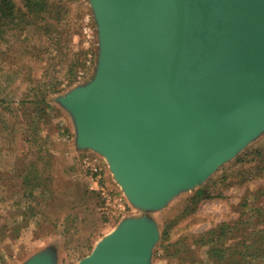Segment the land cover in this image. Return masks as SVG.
Returning a JSON list of instances; mask_svg holds the SVG:
<instances>
[{"label":"water","instance_id":"water-1","mask_svg":"<svg viewBox=\"0 0 264 264\" xmlns=\"http://www.w3.org/2000/svg\"><path fill=\"white\" fill-rule=\"evenodd\" d=\"M90 2L97 73L60 103L78 149L108 161L131 204L162 209L264 133V0ZM159 238L153 222L127 220L79 264H150Z\"/></svg>","mask_w":264,"mask_h":264},{"label":"rangeland","instance_id":"rangeland-1","mask_svg":"<svg viewBox=\"0 0 264 264\" xmlns=\"http://www.w3.org/2000/svg\"><path fill=\"white\" fill-rule=\"evenodd\" d=\"M11 1L23 17L11 29L0 30V67L4 62L6 70L18 72L16 82L7 86L9 101L5 99L3 108L8 115L0 118V177L11 176L23 153L28 161L37 159V147L26 143L37 136L44 151L39 165L47 153L52 155L56 182L50 205L39 202L42 190L21 191L19 181L10 176L13 187H0V227L8 228L0 234V264H27L46 251L54 254L55 264H79L122 222L141 219L153 222L160 236L150 264H218L210 245H201L209 232L241 219L250 221L244 234L264 229L258 221V210L264 208V162L261 171L253 157L243 166L235 164L264 149V133L203 184L179 193L164 208L134 206L108 161L93 150L78 149L75 119L60 103L89 85L97 73L100 32L90 0ZM40 92H48L46 104L35 105ZM20 101L25 103L18 105ZM246 172L248 181H242ZM202 189L221 197L202 202L183 218L190 198Z\"/></svg>","mask_w":264,"mask_h":264},{"label":"trees","instance_id":"trees-1","mask_svg":"<svg viewBox=\"0 0 264 264\" xmlns=\"http://www.w3.org/2000/svg\"><path fill=\"white\" fill-rule=\"evenodd\" d=\"M59 3L61 0H58ZM11 0H0V30L1 32H5L7 29H11L10 27L16 26L14 22L22 21L23 15H20L19 10H14V6L11 3ZM19 25V23H17ZM0 67V74L4 77V85L0 86V118L3 115H8L7 109L3 108L5 99L8 100L6 92L10 90L9 84H13L16 82V75L18 72L6 70L4 68V62H2ZM18 76V75H17ZM2 77V78H3ZM21 81V79H20ZM1 84V83H0ZM8 86V87H7ZM37 93V92H36ZM37 98L34 99L33 104H46L47 101V94L43 95L42 92L38 94ZM42 96V97H40ZM6 100V101H7ZM9 101V100H8ZM15 104L14 102H11ZM25 102L20 101L17 102L18 105L23 104ZM9 116H4V119L8 121ZM34 142V143H32ZM39 138L36 136L34 139H27L26 143L29 146H32L33 149H36L38 152L37 161H28L29 155L22 154L16 160V167L11 174H5L6 177H0V187H8L10 189L13 187L12 183L8 179L10 176L13 180L14 178L19 181L20 183V190H42V195L40 201L43 203L49 204V201H53L54 193L52 191L53 186L56 182L55 176L52 174V170L54 168L53 156L49 153H45L46 162L41 161L42 165H39V160H44V157L41 155L44 153L42 152V145H38ZM36 146V147H35ZM42 153V154H41ZM253 157V161L258 162V169L261 171V167L264 162V149L263 150H256L252 152L250 155L240 157L235 164L243 166L249 162V158ZM248 160V161H247ZM30 162V163H27ZM249 173L246 172L243 176L242 181L246 179L248 181ZM17 186L14 184V188ZM47 192V195L45 194ZM64 197L66 196V192L61 194ZM47 197V199H46ZM221 197L215 196L211 193L210 189H202L195 193L194 196L190 198L189 207L184 211L183 218H186L190 215H193L198 208V206L207 200H212L214 198ZM35 202H38L35 201ZM63 204V202H61ZM37 204V203H36ZM41 203H38V205ZM50 205V204H49ZM245 207L247 205L245 204ZM260 215L258 217V221L260 224L264 223V208L258 210ZM248 222L243 219L236 221L233 224H222L215 230L209 232L207 237H205L201 241V245L203 247L210 245V254L211 257L218 263V264H264V229L251 231L249 234H244L247 231ZM2 227H4L2 229ZM0 227V234L1 232H6L8 228L5 226ZM11 230L15 228H10ZM17 231V230H16ZM167 233L164 234L163 238ZM227 242H231V246H226Z\"/></svg>","mask_w":264,"mask_h":264}]
</instances>
